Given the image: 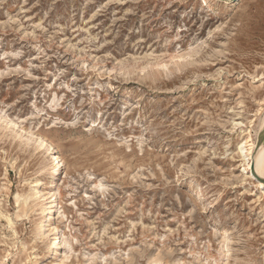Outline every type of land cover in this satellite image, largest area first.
I'll return each mask as SVG.
<instances>
[{"label": "rangeland", "instance_id": "1", "mask_svg": "<svg viewBox=\"0 0 264 264\" xmlns=\"http://www.w3.org/2000/svg\"><path fill=\"white\" fill-rule=\"evenodd\" d=\"M263 122L264 0H0V264H264Z\"/></svg>", "mask_w": 264, "mask_h": 264}, {"label": "bare ground", "instance_id": "2", "mask_svg": "<svg viewBox=\"0 0 264 264\" xmlns=\"http://www.w3.org/2000/svg\"><path fill=\"white\" fill-rule=\"evenodd\" d=\"M260 129L264 131V122L261 125ZM41 146H45L44 142L40 143ZM241 145V144H240ZM251 152L248 150L246 153L242 146L239 147V150L243 156V161L245 167L243 170L251 169L252 174L256 177L258 185L262 189H264V149L260 148L258 145H254V143H251ZM246 148V147H245ZM260 148V152L258 153ZM47 149V147H45ZM255 149V151H253ZM258 154V155H257ZM62 160L60 156L57 154L56 151L51 152V155L44 160L39 167V170L41 172H45V178L48 181L54 180L55 181V174L59 171L60 167L62 166ZM54 178V179H53ZM40 192V191H38ZM52 195L54 196V200L58 205H60L59 197L61 196L60 187L56 185L53 187ZM61 207V206H60ZM58 208V207H57ZM61 213V212H60ZM60 218H62V214L58 215ZM59 218V217H58ZM47 232L54 233V236L52 240L50 241V249L57 255L59 253V250L61 249V246H63L66 249L70 248L71 243V237L66 236L65 232L59 229L56 225H52L47 228ZM68 235V234H67ZM56 237V238H55ZM264 257V255H263Z\"/></svg>", "mask_w": 264, "mask_h": 264}]
</instances>
